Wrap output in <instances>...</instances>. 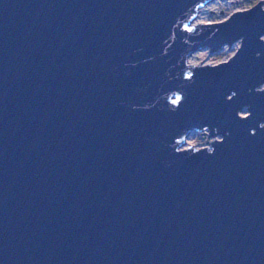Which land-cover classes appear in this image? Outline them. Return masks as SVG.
I'll use <instances>...</instances> for the list:
<instances>
[{
  "label": "water",
  "instance_id": "1",
  "mask_svg": "<svg viewBox=\"0 0 264 264\" xmlns=\"http://www.w3.org/2000/svg\"><path fill=\"white\" fill-rule=\"evenodd\" d=\"M209 1L0 0V264H264V0Z\"/></svg>",
  "mask_w": 264,
  "mask_h": 264
},
{
  "label": "rangeland",
  "instance_id": "2",
  "mask_svg": "<svg viewBox=\"0 0 264 264\" xmlns=\"http://www.w3.org/2000/svg\"><path fill=\"white\" fill-rule=\"evenodd\" d=\"M227 0H211L208 3H211L210 6L214 8V10L208 12L209 15L206 17L209 21H212V23L215 22H221L228 20L235 12L242 11L249 9L259 3L262 0H233L230 1L228 4H226ZM207 4V3H206ZM264 7V3H263ZM210 18V19H209ZM239 44H236V42ZM235 43H233V46L231 45L232 49L230 48V45L227 44L226 51H219L217 53H210V48H206L204 50H198L193 53V60L198 62V64L201 61H205L204 64H218L222 61L229 60L242 46V40H238ZM195 135L193 138H191V142L193 145L197 147H205L209 146L208 142H211V138H208V135L202 134L203 132L195 131ZM205 137V138H203ZM220 137V136H219ZM188 140V139H187ZM207 143V144H206Z\"/></svg>",
  "mask_w": 264,
  "mask_h": 264
},
{
  "label": "bare ground",
  "instance_id": "3",
  "mask_svg": "<svg viewBox=\"0 0 264 264\" xmlns=\"http://www.w3.org/2000/svg\"><path fill=\"white\" fill-rule=\"evenodd\" d=\"M230 1H233V0H227L225 3L228 4ZM210 4H211V3H207V4H205L203 7H201V8L199 9L198 14H197V16H196V18H195V20H194L193 23H195V24H199V23H209V22L212 23V21H209L208 18H206V17L209 15L208 12L214 10V8H212V7L210 6ZM209 19H210V18H209ZM239 43H240L239 41H238V43L236 42V44H239ZM231 45L233 46V44H231ZM227 47H228V46L225 45V46L222 48V51H226ZM232 48H233V47H232ZM232 48L230 47L229 49H232ZM189 62H190V63H193V64H198V62H196V61L193 60V54L189 57ZM204 63H205V61L203 60V61H201L199 64H204ZM195 133H196V132H192V133L188 136L187 145H193V143H192L190 140H191V138L194 137Z\"/></svg>",
  "mask_w": 264,
  "mask_h": 264
},
{
  "label": "built area",
  "instance_id": "4",
  "mask_svg": "<svg viewBox=\"0 0 264 264\" xmlns=\"http://www.w3.org/2000/svg\"><path fill=\"white\" fill-rule=\"evenodd\" d=\"M193 132H195V131H193ZM200 132H203V131H200ZM203 133H207V131H205V132H203ZM207 135H208V133H207Z\"/></svg>",
  "mask_w": 264,
  "mask_h": 264
}]
</instances>
